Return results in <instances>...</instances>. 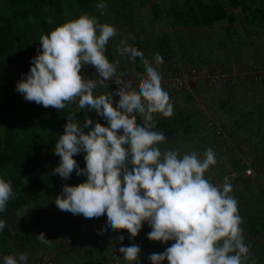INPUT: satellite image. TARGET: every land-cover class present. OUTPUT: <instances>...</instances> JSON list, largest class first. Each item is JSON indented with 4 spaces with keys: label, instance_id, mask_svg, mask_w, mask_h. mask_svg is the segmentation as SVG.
Masks as SVG:
<instances>
[{
    "label": "trees",
    "instance_id": "obj_1",
    "mask_svg": "<svg viewBox=\"0 0 264 264\" xmlns=\"http://www.w3.org/2000/svg\"><path fill=\"white\" fill-rule=\"evenodd\" d=\"M149 1H153L156 6L163 3L169 5L155 14L147 28L146 23L138 26L141 38L131 40L132 46L141 51L143 61L149 63L148 61H152L155 55L153 56V53L147 55L145 45L151 46L153 43L156 45V52L163 58L160 66L164 68L157 69L162 80L178 72L205 69L219 70L230 76L223 84L236 83L242 90L240 93L242 97L237 95L232 102L237 106V115L230 119L223 114L230 109V105L220 100L222 113L218 114V118L222 123L214 121L210 122V126L219 136L223 135L222 127L230 128L229 135L234 139V144L237 143L240 149L248 147L249 150L246 156L225 161L223 167L224 172H227L224 178L234 171L242 175L253 166L260 171L259 176L264 177V13L260 14L254 9L259 5L264 9V0H227L226 4H221L222 2H217L218 0H181L183 5L181 9L186 11L184 13L177 12L173 2ZM99 2L100 0H74L69 8L78 19L81 15L90 16L99 12L97 8ZM65 5V0H0V177L11 181L14 193L5 211L0 212V220L6 222L5 228L0 232V264H3L4 256L21 253L28 255L27 264H36L48 254L54 264H114L116 256L122 261L115 264H150V254L164 252L173 242L164 244L149 240L147 234L151 228L148 224L143 225L136 237H131L126 230H114L101 235V227L104 225L108 228L106 218L102 220L85 218L82 214L75 215L69 211H62L55 204V198L61 194L63 185L77 186L87 179L86 176L76 175L74 171L71 178L65 180L54 172L61 159L54 153V148L60 135L64 133L65 125L69 118H72L80 125H83L86 119L93 120L90 128L94 127L96 122L107 126L103 117L98 116L94 110L81 109L78 100L59 110L51 106L45 108L23 99L18 110L16 102L11 99L17 83L22 78L26 79V74L30 72L32 66L31 61L38 54L37 50L41 49L39 41L41 36L49 35L62 25ZM237 9H240L241 13L233 12ZM174 11L177 12V18L169 16ZM49 18L51 23H48ZM100 23L105 24L103 21ZM113 26L116 28V25ZM141 28L151 31V36L143 37ZM118 38L120 36L118 37L117 31L106 45L105 55L110 62L115 63L114 59L122 62L116 64L117 73L120 74L124 70L122 66L124 59L119 58V52L115 50ZM185 38H188L187 46L184 42L181 43ZM191 38L193 41L189 44ZM196 38H203L206 41L194 46ZM228 40L251 41L253 51L249 49L247 57L228 54L230 58L226 57L219 60L218 64L204 67H200L199 64L204 60L210 61L209 58L204 56L197 61L196 58L187 56L191 47H200V52L207 51L208 55L211 53L224 55L223 49L230 46ZM164 43L170 45L171 49L180 48L183 58L178 60L175 57L176 49L170 50L171 55L165 53L162 49ZM238 65L241 67L238 68ZM87 66L82 69L83 76ZM130 67L131 76L137 79L134 86L138 91L140 81L145 78L140 58H137L136 63L131 61ZM128 76L129 74H126L124 78ZM194 83L196 87L191 90L188 86L179 87L172 82L165 84L162 81V87L169 93L174 109L178 113H175L174 118L154 114L156 122L154 130L162 131L166 136V141L159 145L162 152L175 150L182 157L190 141L187 137L193 135L194 128L198 127L193 123L192 113L186 110L187 107L184 109L182 106L183 93H187L186 103L192 104L194 97L188 94L189 91L198 90L202 93L204 84H215L199 77ZM105 88L106 91L105 93L101 91L102 94L112 92L114 101L119 100V96L115 95L119 85L114 83ZM94 95L101 94L95 92ZM243 96L247 97V100ZM136 119L141 120L139 123L143 122L139 116ZM241 151L244 152L243 149ZM73 158L77 160L81 169L86 167L83 153ZM252 158L254 163L243 164L244 159ZM253 179L255 177L243 176L240 181L232 184V187L243 184L241 189L243 187L248 189L246 195H237L242 198V201L238 198V211L242 217L240 227L243 229L245 243L249 247L245 264H253V261L255 264H264V191L256 189V186H250ZM41 233L49 240L48 243L39 239ZM120 236L124 237L123 241L120 240ZM65 238L74 239L71 248L64 245L60 247L57 243ZM131 244L138 245L141 253L138 260L129 262L123 259L119 248Z\"/></svg>",
    "mask_w": 264,
    "mask_h": 264
},
{
    "label": "clouds",
    "instance_id": "obj_2",
    "mask_svg": "<svg viewBox=\"0 0 264 264\" xmlns=\"http://www.w3.org/2000/svg\"><path fill=\"white\" fill-rule=\"evenodd\" d=\"M97 8H106L103 0ZM116 34L115 26L101 24L95 16L84 14L68 21L41 36V49L31 61L30 72L17 83L16 91L26 101L61 110L78 100L81 109L94 110L107 122V126L96 122L90 128L91 119L80 125L69 118L54 148L61 158L54 172L65 180L74 171L87 179L77 186L63 185L55 204L85 218H106L108 231L126 230L131 237L147 223L149 240L173 242L164 252L150 254V264H245L249 247L240 227L238 201L230 195L232 185L227 177L222 187L205 178L217 163L214 151L207 149L200 159L195 152L181 157L175 150L159 148L166 136L154 130V114L172 117L174 103L162 87L161 74L143 61V53L126 40L118 48L133 63L140 58L145 78L138 91L120 73L114 80L119 85L118 101L112 92L94 95L98 86L117 75L118 62H109L105 55L108 41ZM154 60L163 63L159 53ZM86 65L96 69V79L84 78ZM81 153L86 162L83 169L73 158ZM13 195L11 181L0 177V212ZM5 226L0 220V232ZM38 237L49 242L43 233ZM119 251L132 262L139 259L141 248L131 244ZM27 262L25 253L3 257V264Z\"/></svg>",
    "mask_w": 264,
    "mask_h": 264
},
{
    "label": "rangeland",
    "instance_id": "obj_3",
    "mask_svg": "<svg viewBox=\"0 0 264 264\" xmlns=\"http://www.w3.org/2000/svg\"><path fill=\"white\" fill-rule=\"evenodd\" d=\"M161 1H168V2H173L175 4L176 11L177 12H181L184 13L186 11H183L181 9V7L183 6L181 3V0H161ZM221 4H226L227 0H218L217 2H219ZM103 2L106 4V8L103 10L99 9V12L97 13H93L90 14L91 16H95L98 18L99 22H104L105 24H109V25H116V30L118 31V37L120 36V38H118V44L116 45L117 47L115 48V50L121 46V41L122 40H126L127 44L132 46V41L136 38L140 39V35H139V30H137L138 26H143L144 23H146L145 27L147 28V24L151 20L152 18L154 19L155 14L159 11L164 9V7H168L169 4L165 5L164 3L161 6H156L155 3L153 1H149V0H103ZM167 2V3H168ZM72 3H74V0H65V14L62 18V24L71 21V20H75L76 19V15L72 14V10L69 8L70 5H72ZM171 6V5H170ZM253 8V7H252ZM115 10L112 12V10ZM157 9V11H156ZM260 14L264 13V9L262 5H259L257 8ZM174 11L171 13V15H169L171 18H177V12ZM232 11V9H231ZM233 12L236 13H241L240 9H237ZM251 12V11H250ZM162 15H164L162 13ZM133 28H135V30L133 31ZM139 29V28H138ZM137 30V31H136ZM142 31V36H146L148 35L149 37L151 36V31L147 30V29H143L141 28ZM154 32H153V37H154ZM168 35L169 32H168ZM186 35V34H185ZM235 38V36L233 37V39ZM111 41H108V43ZM143 41V39H142ZM193 41V38L190 39L189 44H191ZM194 41H196L195 44H193L194 46L199 45L200 43L202 44L204 41L203 38H196ZM229 41V45L227 46V48L223 49L224 50V55L223 53L219 55H215V53H211L210 55H208L207 51H204V53L200 52V47H191V51L188 52L187 56H192V58H196L197 61H199V59H203L204 56L209 58L210 61H202L201 64H199L200 67H204V66H208L210 64H218L219 60H223L226 57H231L228 54H239L241 56L247 57L248 56V50L252 48V43L251 41L245 40V42H241L239 40H228ZM248 41V42H247ZM144 42V41H143ZM185 44V46H187L188 44V38H185V40L183 39V41H181V43ZM107 43V45H108ZM245 44L247 45V47H245ZM172 45V43H171ZM242 45L244 47H242ZM183 46V44H182ZM146 49V54L150 55V53H153V56L157 53V48L156 45L153 43V45H145ZM232 48V50H231ZM162 49L165 53H167L168 55H171V51L170 50H174L176 48H172L171 46L168 44H162ZM180 49V48H179ZM178 47L176 49V53H175V57L178 60H181L183 58V54L181 52V50H179ZM202 49V48H201ZM229 49V50H228ZM253 50L251 49V52ZM155 52V53H154ZM233 52H237L234 53ZM250 52V54H251ZM174 53V52H173ZM249 54V56H250ZM119 58H123L124 59V63H123V71L122 73H124V75L129 74V76L127 78H124L126 81L132 82V87L135 89V84L134 82L137 81L135 76H131V71H130V66H131V60L126 57V56H121L118 54ZM115 62H118V64H121L122 62L119 61L118 59H114ZM153 61V62H152ZM148 61L149 63H153V65H155L156 69H161L164 68L162 66H160V64H157L153 58V60ZM110 62V61H109ZM198 64V63H197ZM241 67V65H238V68ZM119 74V73H117ZM97 73H96V69L90 65H88L85 70H84V78L85 79H96L97 77ZM119 76L116 75L113 77V80L111 81H106L104 85L102 86H98L97 89L94 90V94L95 92H99L100 94H102L101 91H103L105 93L107 86H110L112 84H114V80L117 79ZM164 82V81H163ZM166 83V82H164ZM252 85V84H251ZM250 85V86H251ZM196 87L194 81L190 82L188 85V88L193 90ZM255 87L253 86L252 89H254ZM203 91L202 93L199 92L198 90L195 91H189L188 94H190L192 97H194V100L192 102V104H188L186 103V96L187 93H183V97H184V101L182 102V106L184 107V109L187 107L186 110H188L189 112L192 113L193 115V123L196 124L198 127L194 128V132L193 135L187 137L190 139V141L188 142V145L186 146L184 153H182V156L184 154H191L193 152L197 153L200 159L204 158V154L205 151L209 148H211L216 156V161L217 163L214 166H210L209 170L205 173V178L208 179L211 183L222 187V185L225 183V180L223 179L225 176V171L224 172V167L223 164L225 163V161H227L230 158H235V159H239L241 156H246L247 151L249 150L248 147H241V149H243V153L241 151V149L239 148V145L235 143L234 139L230 137L229 133H230V128H226V127H222V131H223V135L219 136L217 135L215 129H213L210 126V122H221L218 118V114L222 113V111H220V107L222 106V104H220V100L223 102H226L227 104L230 105V109H227L225 112H223V114H225L227 117H229L230 119H232L233 117H235L237 115V106H235L232 102L237 98L236 96L239 95L242 97V95H240V93L242 92V90L240 88H238L236 83H231L229 85L227 84H222V85H210V84H204L203 85ZM236 93V94H235ZM244 99L247 100V97L243 96ZM11 99L13 101L16 102L17 105V109L19 110V106L21 107L22 102H23V95L18 93V92H14L11 94ZM175 113H177V111L174 109V114H173V118L175 117ZM178 114V113H177ZM140 118V117H139ZM138 122H140L141 120H137ZM222 123V122H221ZM219 123H217L218 125ZM226 142H228L226 144ZM237 153V154H236ZM251 163H254V159H244L243 160V164H248L250 165ZM252 170L254 171V173L256 172V176L255 179H253L254 181L252 182V184L250 186H256V189H260L262 191H264V177L259 176L260 171L253 166ZM237 172V171H234ZM233 173V172H232ZM230 173V174H232ZM228 174L226 177H230L231 175ZM230 175V176H229ZM246 175V173H245ZM253 178V177H251ZM243 186V184H238L234 187H232L233 191L230 194L236 195L233 196L237 201L238 198L241 200V197H237L238 194L246 195L247 194V190L245 189V187H243L241 189V187ZM240 191V192H239ZM251 191V189H249V192ZM258 191V190H257ZM239 192V193H238ZM242 201V200H241ZM96 219H100L99 217L94 218V220ZM102 220V218H101ZM111 231H108L107 227H104V225L101 227L100 229V234L101 235H106L108 233H110ZM71 240V241H70ZM60 247L61 245L66 246L67 248H71L74 244V239H70L66 240L65 239H61L59 242ZM49 255V254H48ZM50 256V255H49ZM51 257V256H50ZM117 261L121 263L122 260H120L119 256L115 257V261L113 262L114 264L117 263Z\"/></svg>",
    "mask_w": 264,
    "mask_h": 264
},
{
    "label": "built area",
    "instance_id": "obj_4",
    "mask_svg": "<svg viewBox=\"0 0 264 264\" xmlns=\"http://www.w3.org/2000/svg\"><path fill=\"white\" fill-rule=\"evenodd\" d=\"M199 77L203 80H207L210 81L212 83H214L215 85H219V84H223L226 83L228 81V79L230 78V76L223 74L221 72L215 71L213 69H205V70H192V71H188V72H178L176 74L173 75H169L167 78L163 79L162 81L169 83L172 82L175 85L179 86V87H183V86H188L190 82L195 81V79ZM165 83V84H166ZM220 129H218V133H220ZM246 173V175H245ZM244 174H240L239 172H233L232 174H230L228 177V183H230L231 185L240 181L241 177H255V173L252 170V168H249L245 171ZM225 180V178H224ZM226 182V181H225ZM147 224V223H146ZM36 264H54L52 258L49 255H46L43 260L38 261Z\"/></svg>",
    "mask_w": 264,
    "mask_h": 264
}]
</instances>
